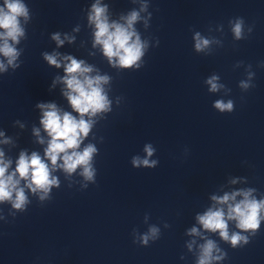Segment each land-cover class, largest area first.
I'll return each instance as SVG.
<instances>
[{
  "label": "clouds",
  "instance_id": "9594fccd",
  "mask_svg": "<svg viewBox=\"0 0 264 264\" xmlns=\"http://www.w3.org/2000/svg\"><path fill=\"white\" fill-rule=\"evenodd\" d=\"M105 13L106 6H101L99 2L92 6V14L89 19L96 26L95 43L102 45L104 54L109 58L110 63L113 58H116L121 67L130 68L144 54L145 45L133 30V24L138 20L139 14L133 11L126 18V25H122L116 22L109 23ZM27 16L28 10L21 0H4V6L0 7V29L4 30L0 32V39L4 41L3 45L0 46V54L8 58L10 65L13 64L18 53L8 41L11 39L18 42V38L24 34L19 18L24 17L26 19ZM242 26L243 21L240 20L233 26L232 31L237 39L242 36ZM53 39L57 40L58 44L63 43L58 35H55ZM195 39L197 51H202L210 43L209 40L201 38L199 33L196 34ZM45 59L52 65L60 66L54 55L46 54ZM65 59L70 62L65 65L66 75L62 78L68 89L64 95L67 96L72 108L80 114V118L77 119L68 112L61 114L55 104L38 105L43 110L41 124L51 137L48 147L45 149V156L51 162V170L60 167L64 171L72 173L79 166L83 168L82 175L85 179L92 180L94 171L90 161L96 149L91 144L86 146L83 151H77V149L91 128V122L85 120L84 115L91 116L99 111L108 110L109 102L101 87V84L106 83L108 78L106 76L91 77L89 73L92 68L86 66L83 61H78L70 56L65 57ZM3 69L4 64L0 62V70ZM217 79L218 77L212 76L207 80V84L210 86L209 91L216 92L222 87L217 83ZM240 86L246 89L249 84L242 81ZM214 107L222 113L231 112L234 104L232 100L227 102L217 100ZM41 143H43L42 140ZM145 152L150 157L153 154V149L151 146H146ZM59 159L63 161L60 165L57 164ZM10 163V161L6 162L3 159V152H0V202L10 201L15 209H23L27 203L24 189L18 186L21 179L27 181L26 187L32 192L35 193L40 190L45 195L52 186L58 185L57 179L51 176L49 165L36 152H33L31 156L21 152L16 162L15 171L7 174ZM132 163L135 166L142 164L146 167H153L156 162L133 158ZM238 194L241 193H233L231 196L226 194L220 198L213 197V199L218 200L220 204H225L234 200ZM242 195L244 199L239 203L234 206L229 204L227 217H225L223 209H209L205 214L197 217L204 229L219 231L220 236L224 240H230L233 246L241 240L247 243V239L238 233H233L229 237L227 220H236L237 227L242 230L257 229L260 224V213L264 211V200L249 199L250 192L242 193ZM41 199H44V196H41ZM156 232V228L150 229L151 235L154 236ZM191 232L196 234L197 229L193 228ZM148 239L149 235L147 234L142 237L144 243H147ZM215 247L216 245L212 240H208L202 245L198 264H210V261L214 259L212 253Z\"/></svg>",
  "mask_w": 264,
  "mask_h": 264
}]
</instances>
